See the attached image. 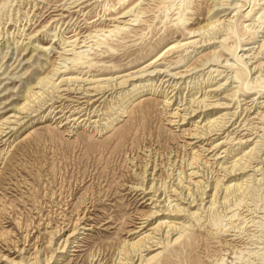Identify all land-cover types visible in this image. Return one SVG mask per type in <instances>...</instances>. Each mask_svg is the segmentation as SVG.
Returning a JSON list of instances; mask_svg holds the SVG:
<instances>
[{
  "label": "rangeland",
  "instance_id": "rangeland-1",
  "mask_svg": "<svg viewBox=\"0 0 264 264\" xmlns=\"http://www.w3.org/2000/svg\"><path fill=\"white\" fill-rule=\"evenodd\" d=\"M71 1L0 0V254L38 264L84 216L55 264H118L130 230L167 201L194 215H153L149 227L166 216L186 228L145 264H264V0ZM171 90L181 98L167 104ZM201 99L220 104L186 115ZM88 102L90 119L75 120ZM217 116L220 130L198 138ZM144 170L156 192L135 190ZM206 184L203 205L189 204Z\"/></svg>",
  "mask_w": 264,
  "mask_h": 264
},
{
  "label": "bare ground",
  "instance_id": "bare-ground-1",
  "mask_svg": "<svg viewBox=\"0 0 264 264\" xmlns=\"http://www.w3.org/2000/svg\"><path fill=\"white\" fill-rule=\"evenodd\" d=\"M79 0H72L70 3L72 4V3H77ZM81 3V2H80ZM5 16V15H4ZM229 29H231V27H229ZM206 40V39H205ZM205 40H203V41H205ZM193 43H198V42H195V41H192ZM158 69V68H157ZM142 70V69H141ZM145 70V69H144ZM56 71V70H55ZM138 72H140V71H138ZM149 72H150V74L152 73H154V72H157V73H159V70H156V68H154L153 70H149ZM161 72V71H160ZM156 73V74H157ZM167 75V74H166ZM165 75V76H166ZM164 77V76H163ZM171 78H173V76L171 75V77L169 78V79H166L165 81H169ZM121 83H126V81H123V82H121ZM213 85V84H212ZM54 86V85H53ZM147 86H148V84H140V85H133V87H132V89L131 90H129L128 92H126L125 94H124V96H122V98L120 99V101H118L117 102V104H118V108H122L120 111L121 112H123L124 111V108H125V105H126V103H127V101H130L134 96H136L137 94H140V93H143V92H145L146 90H148V89H146L147 88ZM220 87H221V84L219 83V84H216V86H215V88H213V89H211L210 91H216V90H220ZM56 88V87H55ZM204 88V87H203ZM174 90V89H173ZM173 90H171V91H169L168 93H166V100H165V102L167 103V104H171L172 103V99H174V101L179 97V98H181V92H179L178 93V91H176V92H174L173 94H171L170 96H167L169 93H171ZM105 90L103 89V88H101L100 89V91H99V93H98V95H99V97L97 96V98H95L96 100L95 101H98V100H100L101 98H102V100L100 101V104L98 105V106H100L101 104H102V106H101V108H99L100 110L102 109V108H104L105 107V110L107 111V109H108V111L110 110V109H112L114 106V102H111L110 100H107V98H104L103 99V97H105ZM167 92V91H166ZM230 92V91H229ZM38 92H35V93H32V97L34 96V94H37ZM205 94V93H204ZM226 94V93H225ZM41 94H37V95H35L36 97H35V99H37L39 96H40ZM235 94H234V91L233 92H231V93H229V94H227L226 95V97H233ZM206 96V95H205ZM226 97H225V99H226ZM112 99V98H111ZM220 99V98H219ZM85 101V100H84ZM87 101V100H86ZM49 101H47V103H48ZM45 103V102H44ZM192 103H196V106H197V108H192L191 106H188L187 108H186V111H188V112H186L185 114L186 115H190V114H192V113H195V112H197V110H199V112H198V116L197 117H201V115L203 116L204 115V113L205 112H209L210 110H212V109H214V108H217V106L216 105H218V104H220V103H218V102H216V103H209V104H206L204 101H203V99H201V100H199V101H192ZM226 103V102H225ZM46 104V103H45ZM92 104V102H88L87 103V106H85V107H78L79 108V110L76 112V113H81L82 111H84V112H82V114H80L78 117H76L75 118V120H78V119H80L83 115H87L85 118L83 117V119L80 121V122H82V121H84V120H89L90 119V112H91V107L92 106H90L89 107V105H91ZM166 104V105H167ZM223 104H224V102H223ZM44 105V104H43ZM53 105V103H49V105L48 106H46L45 107V109L46 108H48L49 106L51 107ZM228 104H226V106H227ZM111 106V107H110ZM219 106V105H218ZM225 106V105H224ZM226 106L224 107V108H226ZM42 107H44V106H41V107H39L37 110H35V111H38L39 112V110L42 108ZM25 108V105L24 106H20L18 109L17 108H14V113H18L20 110H23ZM107 108V109H106ZM117 108V107H116ZM222 108V107H221ZM52 110V109H51ZM50 110V111H51ZM94 110V109H93ZM98 110V109H97ZM99 110V111H100ZM104 110V111H105ZM53 111V110H52ZM62 111V110H61ZM95 111V110H94ZM103 111V110H102ZM40 112H42V111H40ZM65 112V111H64ZM70 112V111H69ZM73 112H75V111H73ZM96 112V111H95ZM218 112V111H217ZM217 112H215V114L217 113ZM50 113V112H49ZM71 113V112H70ZM38 114H40V113H38ZM38 114H36L35 116H37ZM103 114H104V112H103ZM74 116V115H73ZM205 116H203V118H204ZM224 117V116H223ZM223 117H221L220 118V116H217V117H213V118H209V117H207L209 120H208V122L207 123H205V124H202L201 126H200V131L197 133V135H198V138H202L203 136H205V135H211L212 134V132H216V131H219L220 130V127L222 126V124L220 125V119H223ZM73 119V118H72ZM185 119V117L183 118V117H181L180 116V118L178 119V120H176V121H178V124H179V122L180 121H183ZM225 119V118H224ZM173 121V120H172ZM175 121V120H174ZM26 122L27 121H25L24 120V122H21L20 124H19V127H15V126H7V127H5L4 129H3V131L1 132V133H3L4 135H2V136H7L8 134H10V136L13 134H11V132L13 131V130H18L21 126H23L24 124H26ZM94 122V121H93ZM181 123H183V122H181ZM180 123V124H181ZM222 123V122H221ZM224 123V122H223ZM228 123V122H227ZM5 124V123H4ZM177 124V123H176ZM177 124V125H178ZM18 125V124H17ZM223 128V127H222ZM5 129H7V130H5ZM5 130V131H4ZM103 130V129H102ZM215 132L213 133V134H215ZM15 133V132H14ZM17 133V132H16ZM218 133V132H217ZM9 136V137H10ZM196 137V136H195ZM6 138H8V136L6 137ZM198 160V159H197ZM192 164V163H191ZM146 166H147V164H146ZM241 168H242V166H241ZM146 170H147V168H145ZM244 169V168H243ZM146 170H144V172H142V173H137V175L139 176V183L140 184H136L135 186H138L135 190H142L141 192L142 193H144V192H146L147 190H150V191H147V193L146 194H148L149 192H151V190H153V192H156L157 191V188H155V185L154 184H151V185H149V186H146V185H144V182L146 181V178L147 177H145V173H147V171ZM150 173V172H149ZM184 173H186V172H183V174ZM197 172L194 170H192L191 172H190V174L192 175V174H196ZM148 174V173H147ZM171 174V173H170ZM189 174V175H190ZM147 176V175H146ZM184 176H186V178H188L187 177V175H184ZM182 177V176H181ZM189 178H191V177H189ZM152 183V182H151ZM178 183V182H177ZM183 182L181 181V180H179V185L180 184H182ZM148 185V184H147ZM178 185V186H179ZM233 185H235V183L233 184ZM177 185H176V187L173 189V191L174 192H177V197H179V198H177V200H180V199H184V197L186 196V195H184V193H183V187L181 186V187H178ZM185 186V185H184ZM208 186H210V185H208V184H206V185H204L203 187H202V189L201 190H199L198 191V194L197 195H199V199H197V197L196 196H194L191 200H190V198H189V204H191V203H194V202H198V201H200L198 204L201 206V205H203V198H202V196H204L205 195V191H206V188L208 187ZM133 188V187H132ZM178 188L180 189V190H178ZM155 189V190H154ZM159 190V189H158ZM170 190V189H169ZM179 191V192H178ZM225 191H226V194L225 195H229L230 193H233V191H234V187H232V185L231 184H228L226 187H225ZM197 192V191H196ZM218 193V192H217ZM146 194H144V196L142 197V198H144L145 196H146ZM164 194H165V192H164ZM217 195V194H216ZM224 195V196H225ZM154 196L153 195H151L148 199H151L152 200V202H151V204L154 202L153 201V198ZM189 197V196H188ZM148 199H146V200H148ZM188 199V198H187ZM156 201V200H155ZM161 201V200H160ZM164 203V205L162 206V209L164 210V211H167L168 213H181V212H188V214L189 215H194V212H189V205L187 206V207H180L179 206V203H176V204H174V205H171L170 203H168L167 201H164L163 202ZM215 204V201L212 199L211 201H210V203H209V205L210 206H213ZM209 206V207H210ZM204 207V206H203ZM162 209H156V210H152L151 212H148L147 214H145V215H143V217L140 219V221L138 222V226H136L134 229H132V230H130V233L129 234H131V235H133V234H135V237H137V239L136 240H133V241H130V240H125V242L123 243V250H124V255H125V257L124 258H122V260L121 261H119L118 262V264H145V263H147V262H150L151 260H153V259H155L157 256H158V254H159V252L158 251H155V250H157V248H159L160 247V245H164V246H166V245H168L169 243H171L172 241H176L180 236H181V233L184 231V229L186 228L185 226H180V227H177V228H174L173 226H170V225H172V224H167L166 223V221H164V218L166 217V216H164V217H162V218H156L157 220H158V222H157V224H155L153 227H149L150 225H152V223H151V218H153V215H155V214H157V213H159V211H161ZM196 210H197V208H196ZM203 210V209H202ZM88 212V211H87ZM197 212V211H196ZM83 213H84V211H83ZM211 214V213H210ZM83 215V214H82ZM85 215V214H84ZM199 215V214H198ZM208 215V214H207ZM87 216V215H86ZM211 216V218L213 219V221H215V222H217V220H220V218H222L223 216H225L224 214L222 215H220V213H214V214H212V215H210ZM192 217V216H191ZM195 217V219H197V220H199V216H194ZM84 218H86V217H84V216H82V217H77V220L76 221H74V225H73V228L71 229V231H69L67 234H66V236L63 238V240H62V242H61V245L60 246H57L55 249H53L52 251H51V254L48 256V255H45L44 257H43V259H41V258H34L33 259V263H38V264H42V262H44V264H49L50 263V261H52V264H55L56 263V261L58 260V258H60L61 257V254L63 253V251L64 250H66L68 247H69V244L70 243H72L73 241H71V239L72 238H74L75 237V235L77 234H79V233H76V231H78L79 229H87L88 227H86L85 225L86 224H84ZM62 224V223H61ZM81 224H83V226L81 225ZM88 224V223H87ZM60 225V224H59ZM81 225V226H80ZM66 227V226H65ZM69 227V226H68ZM166 228V229H165ZM66 229V228H65ZM61 230H64V227L63 228H61V229H57L56 231H53L54 233L55 232H57V233H59V232H61ZM149 230H154V231H156L157 233L158 232H161V233H159L158 235H160L159 237H158V239H153L154 237L153 236H151V233L152 232H150V233H147ZM66 231H68V229L66 230ZM66 231H64V232H66ZM153 231V232H154ZM129 232V231H128ZM165 232V233H164ZM51 233V232H50ZM147 233V234H146ZM164 233V234H163ZM155 234V233H154ZM76 235V236H77ZM156 237V236H155ZM2 238V237H1ZM50 247V246H49ZM23 249H24V247H23ZM22 249V250H23ZM36 249V248H35ZM61 249V251H59V252H57V250H60ZM21 250V251H22ZM20 251V250H19ZM20 251V252H21ZM148 252V253H150V252H153V253H151L149 256H147V257H142L141 255H140V253H142V252ZM155 251V252H154ZM40 252V251H39ZM147 253V254H148ZM137 257V258H136ZM0 259L1 260H3V261H5V262H8L9 264H21V262L22 261H25L24 260V257L21 259V260H13L12 258L11 259H8L7 257H5L4 256V254L2 255V254H0ZM30 262V261H29ZM30 264H32V263H30Z\"/></svg>",
  "mask_w": 264,
  "mask_h": 264
}]
</instances>
